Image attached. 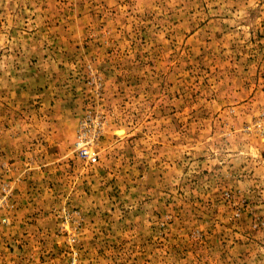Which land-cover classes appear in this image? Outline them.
Instances as JSON below:
<instances>
[{
  "label": "rangeland",
  "instance_id": "1",
  "mask_svg": "<svg viewBox=\"0 0 264 264\" xmlns=\"http://www.w3.org/2000/svg\"><path fill=\"white\" fill-rule=\"evenodd\" d=\"M0 264H264V0H0Z\"/></svg>",
  "mask_w": 264,
  "mask_h": 264
},
{
  "label": "built area",
  "instance_id": "2",
  "mask_svg": "<svg viewBox=\"0 0 264 264\" xmlns=\"http://www.w3.org/2000/svg\"><path fill=\"white\" fill-rule=\"evenodd\" d=\"M78 139L81 140V141H85L86 139V132L83 131V127H81L79 129V132H78ZM88 142H90L89 138L87 140ZM82 154L85 155L87 157V160L91 163H94L96 162V155L94 152H90V153H87L85 151H82Z\"/></svg>",
  "mask_w": 264,
  "mask_h": 264
},
{
  "label": "bare ground",
  "instance_id": "3",
  "mask_svg": "<svg viewBox=\"0 0 264 264\" xmlns=\"http://www.w3.org/2000/svg\"><path fill=\"white\" fill-rule=\"evenodd\" d=\"M123 131H119L118 133L121 134Z\"/></svg>",
  "mask_w": 264,
  "mask_h": 264
}]
</instances>
